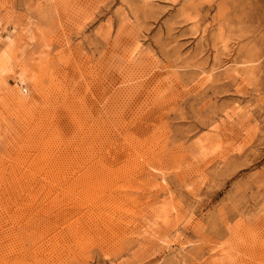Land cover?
Here are the masks:
<instances>
[{
  "label": "rangeland",
  "instance_id": "rangeland-1",
  "mask_svg": "<svg viewBox=\"0 0 264 264\" xmlns=\"http://www.w3.org/2000/svg\"><path fill=\"white\" fill-rule=\"evenodd\" d=\"M3 52L0 264H264V0H0Z\"/></svg>",
  "mask_w": 264,
  "mask_h": 264
},
{
  "label": "bare ground",
  "instance_id": "bare-ground-1",
  "mask_svg": "<svg viewBox=\"0 0 264 264\" xmlns=\"http://www.w3.org/2000/svg\"><path fill=\"white\" fill-rule=\"evenodd\" d=\"M22 30V29H21ZM25 39V38H24ZM33 42V41H32ZM24 43V42H23ZM28 44V43H27ZM25 45H26V43H25ZM136 55V54H135ZM135 57L136 56H132L130 59H129V61L130 62H132V61H134L135 60ZM8 61V56H7V54L5 53V52H3L2 54H1V56H0V73L4 70V67H5V63ZM23 78H25V77H22V79L20 80V82H21V84H25L26 83V79L27 78H25V79H23ZM19 82V81H18ZM25 93L26 91H25V89L23 90V89H21V93ZM13 99V98H12ZM19 99V98H18ZM67 170V169H66ZM64 178V177H63ZM64 180V179H63Z\"/></svg>",
  "mask_w": 264,
  "mask_h": 264
}]
</instances>
